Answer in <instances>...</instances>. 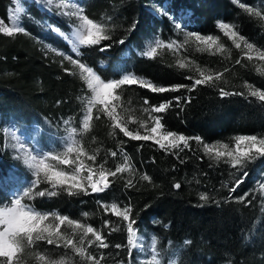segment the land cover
Wrapping results in <instances>:
<instances>
[{
	"label": "trees",
	"instance_id": "1",
	"mask_svg": "<svg viewBox=\"0 0 264 264\" xmlns=\"http://www.w3.org/2000/svg\"><path fill=\"white\" fill-rule=\"evenodd\" d=\"M79 1L85 14L107 25V34L112 40L125 39L124 45L114 44L105 52L99 51L100 46H80L82 62L93 67L101 79H119L123 73L132 72L157 85L169 86L190 85L191 81L185 77L199 78L197 68L206 74H223V81L217 82L215 87L197 86L190 94L184 90L157 94L139 85L124 86L117 93L120 96L118 103L122 105L117 111L125 119L131 120L127 116L129 112L143 114L145 98L152 105H158L175 95H190L191 101L182 105L183 111L173 106L162 114L167 130L188 137L198 135L203 141L229 140L239 133H264V102L252 97L250 90L244 87L247 82L253 86L252 90H264V61L258 60L257 55H252L251 61L243 58L241 49L231 45L216 24L217 19L231 23L249 42L264 51V0H240L249 8L257 6L253 9L259 11L260 16L245 12L234 0ZM163 1L173 13L178 9L189 10L192 27L202 34L219 35L227 44V52L197 47L190 41L180 42L182 38L170 16L150 7L151 2ZM15 4L16 0H0L2 20L9 21ZM20 4L22 26L29 35L8 37L0 34V112L8 111L25 120L57 113L77 116L80 111L78 95L85 92L86 86L73 65L46 53L41 44L47 42L76 57L69 43L47 28L52 24L69 29L75 20L46 9L35 0H20ZM135 21H139L137 29L128 32ZM153 37L172 40L179 47L177 51L159 48L155 58L138 55ZM237 59L241 64H236ZM178 61L188 63L190 67L180 69ZM64 68H73L72 74L66 73ZM219 87L244 95L221 97ZM131 121L129 127L139 129L136 121ZM111 132L110 122L102 116L99 120L93 119L91 128L80 134L84 149L90 155L97 154L96 163L106 160L111 164L113 158L107 155L108 150L118 151V141L127 140L119 132L115 136ZM141 144L144 145L142 148ZM190 149L180 153L185 160L181 164L175 155L166 153L152 141H128L124 151L134 166L133 176L118 177L104 193L75 197L61 193L56 197H37L33 203L40 208H55L70 218L88 220L102 230L110 245L108 249H100L106 258L102 264H117L118 260L128 258L126 249L113 247L126 244L125 225L114 215L104 212L97 203L103 200L130 204L136 226L152 230L160 243L191 241L184 243L174 264H264V195H259L256 188L258 179L264 184V158L249 162L245 169L248 177L236 192L231 193L233 198L229 200V188L239 173L223 160L217 161L206 155L202 144L191 141ZM15 162L0 142V178ZM144 174L151 177V183L139 179ZM129 178L133 179L135 187L125 190L124 183ZM175 183H180L181 188H174ZM225 184L228 187H224ZM0 189L3 190L1 186ZM201 193L207 194V202L200 200ZM245 193H249L250 204L238 202L237 198ZM8 200L9 197L0 196V202ZM84 212L89 213L88 217H83ZM105 219L121 230L108 235L109 230L103 228ZM35 248L49 257L63 258L66 264L69 260L72 264L80 260L70 250L44 242H39ZM27 264L37 263L29 259Z\"/></svg>",
	"mask_w": 264,
	"mask_h": 264
},
{
	"label": "snow or ice",
	"instance_id": "2",
	"mask_svg": "<svg viewBox=\"0 0 264 264\" xmlns=\"http://www.w3.org/2000/svg\"><path fill=\"white\" fill-rule=\"evenodd\" d=\"M35 2L50 6L54 3V0H35ZM61 7L66 8L67 5L61 2V4L57 5V8ZM240 7L250 15H261L259 11L249 8L245 4H240ZM163 14L166 15L167 13ZM60 15L69 18L75 17L79 21L75 30L71 33V37L65 35L59 26L53 27L52 24H48L47 28L54 33H59L64 40L68 41V43L72 45L73 53L76 55L74 59L72 55H65L63 52H56L54 48L52 49L53 52L62 57V60H66L69 64L80 70L81 79L86 85L85 92L87 95L82 98L85 104V110L82 113V131L86 132L91 128L93 119L99 120L102 116L105 117L110 122L112 129L111 134L113 136L119 132L124 138H127V140L121 139L118 141L116 146L118 151L109 149L107 153L108 156L116 158L119 152V155L123 157V163L117 165L114 170L106 168L104 163L97 164V154L93 153L89 155L84 151L83 147L78 146V142L71 137V142L67 144L66 151L62 155H53L52 152H47L40 154L39 158L36 155L31 156L30 160L26 161L29 167L34 169V179L29 182V187L25 188L22 192L17 191L14 193H6L0 189V196L13 197L9 200L11 206L0 207V264H23V257L26 252L37 246L39 242L70 250L74 256L80 258L77 264H102V261L106 259L103 252H101L99 258H97L88 251V249L93 246L101 250L110 247L107 236L102 230L94 228L91 224L83 223L80 220L71 219L67 215L38 211L31 205L22 203V201L24 198L56 197L61 193L69 197H75L106 192L113 186L116 179L121 177L124 173H128L129 176L134 175L130 157L124 151V145L128 141H152L166 153L175 155L181 164L185 163V160L180 157V153L183 152L184 149L191 150V141L202 144L206 155L217 161L223 160L239 173L234 179L233 186L229 188V200L233 198L231 193L236 192L248 177L249 173L245 169L249 162L255 161L258 158H264V136L237 135L234 137L235 147L230 148L227 143L209 144L205 143L201 136L188 137L167 130L163 122L162 114L166 113L173 106L183 111L182 105L190 103V95L186 97L175 95L172 99L164 100L158 105H152L150 101L145 98L143 101L145 107H143L142 111L148 115V121H137L140 129L144 130L145 134H141L140 130H132L129 127L132 121L125 119L124 116L117 111L118 108L122 107V105L118 103L120 101V96L117 93L122 90L124 86L139 85L157 94L179 93L181 90L190 94L197 86L207 85L215 87L217 82L223 81V74L219 72L214 75L206 74L204 70L197 68L196 72L199 74V78H194L193 76L185 77V79L191 81L190 85L174 84L169 86L157 85L151 81L139 78L132 73L124 74L119 79H101V76L94 71L93 67L87 66L85 62H82L79 46H100L99 51L105 52L111 49L114 44L124 45L125 39L112 40V37L107 34L109 31L107 25L90 18L89 15L85 14L83 7H77L72 11L62 12ZM9 19L12 21L11 26L0 19V34H4L8 37H14L17 34L29 35L26 28L22 26L23 13L19 6L13 10ZM108 19L110 20L111 17ZM138 24L139 21L133 22L128 32H134ZM174 27L176 29L182 28L181 24L178 23H174ZM217 27L223 30L224 35L232 40L237 49H241L243 58H246L248 61L253 60L251 53L256 51L258 54L257 59L264 61V51H260L255 44L250 43L245 36L239 33L234 25L217 22ZM186 37L185 43L194 39L197 43V47L204 45L207 46V49H211L213 45H217L219 39L212 35H201L196 31L187 32ZM104 41L112 42L103 43ZM241 42L243 43V48L241 47ZM162 47L171 49L173 47L178 48L179 46L174 43L165 45L162 41L157 40L155 46L149 47L146 51L137 54L142 57L155 58L157 50ZM223 49L224 46L222 44L217 45V51ZM236 64H241V60L237 59ZM177 66L180 69L190 67V65L184 61H178ZM64 71L72 74L69 68H64ZM225 71H228V69H225ZM244 87L250 90L249 94L252 97H257L259 101L264 102V90H252L253 86L247 82H245ZM218 92L221 97L244 95L243 92L227 91L224 87H219ZM57 103L60 102L57 101ZM63 123L67 125L69 121L65 120ZM71 132L75 133L76 129L72 128ZM143 146V144L140 145L141 148ZM73 153H75L74 159L71 158ZM81 156L86 157L91 163L86 164L85 160L81 159ZM49 158L57 163L55 165L46 163ZM106 162L105 160V163ZM59 165L66 166L68 170H64V168L59 167ZM139 179L151 183V177L147 174L141 175ZM42 181L47 183L49 187L37 191V186ZM223 186L228 187L227 184ZM134 187L135 185L131 178L127 179L124 183L125 190ZM173 187L180 189L181 184L175 183ZM260 187L264 189V184L260 185ZM248 195L249 193H245L243 196L238 197V202L244 203L247 201V203L250 204L251 201L247 200ZM200 200L207 202L209 197L207 194L201 193ZM97 203L103 208L106 214L117 217L126 228V244H115L113 247L118 250L126 249L128 259H120L117 261V264H134L133 252L134 250H140L143 244L141 237L138 235L136 227L137 220L133 214L132 206L130 204H125L123 207H120L115 202L108 204L97 201ZM216 203L219 204L220 202L217 201ZM147 207L148 205H145V208ZM82 215L86 218L89 213L84 212ZM63 225H67L70 228V233L62 230ZM103 228L109 230L108 235H111L112 232L121 230L118 226L113 227V222L109 219L103 221ZM190 243L191 241H185V244ZM33 255L35 259L42 262V264H66L63 258L60 260H51L44 254L33 253ZM117 255H119V253H117ZM150 255L151 260L146 261V264H161V261L157 258L159 253L157 252L155 237L151 239ZM67 264H72V261L69 260ZM135 264H140V262L136 261Z\"/></svg>",
	"mask_w": 264,
	"mask_h": 264
},
{
	"label": "rangeland",
	"instance_id": "3",
	"mask_svg": "<svg viewBox=\"0 0 264 264\" xmlns=\"http://www.w3.org/2000/svg\"><path fill=\"white\" fill-rule=\"evenodd\" d=\"M234 1L237 3H240V4H245V3H241L240 0H234ZM61 2L64 5H67V7L66 8H64V7L57 8V5L61 4ZM245 5H247V4H245ZM18 6L21 8L20 0H16V4L12 8V12ZM41 6L46 8V9H53L56 13H59V14L62 12H66V11H72L77 7H82L79 0H54V3L50 6L49 5H41ZM150 7H151V9H154L156 12L167 13L170 16L172 21L174 19V23L181 24L182 28L176 29L179 32V36L182 38V39H179L180 42L186 41V39H187L186 33L187 32H191V31L199 32L198 30H196L191 25L192 21H191L189 10L181 11L178 9L175 13H173L166 7V1H163L162 3L151 2ZM252 7L258 8L257 6H252ZM11 15H12V13H11ZM65 17H67V16H65ZM67 18H69V17H67ZM71 19H74L75 22L70 26L69 29L60 28L61 31H63L65 33V35H68L70 37H71V33L75 30L76 25L79 23V21L75 17H71ZM217 22L229 23V22L222 20V19H217L216 24H217ZM5 23H7L9 26H11L12 21L9 19V21H5ZM229 24H231V23H229ZM185 25H186V27H185ZM53 27H57V26H53ZM221 31L224 34L223 30H221ZM200 34L201 35H212V36L218 37L219 39L217 41V45L222 44L224 46V49L221 51H217V45H213L211 50L216 51V52H227V50H228L227 44L219 35L202 34V33H200ZM225 37L231 45H234L232 40L228 36L225 35ZM157 40L162 41L163 44H165V45L173 44V43L175 45H177V43L172 41V40H162V39H159L158 37H153L146 42L144 51H146L149 47L155 46V43ZM189 41L192 43H195L194 45L197 46V43L194 41V39L189 40ZM41 44H42V47L44 48L46 53H50L51 55H53L55 57H59L62 59L61 56L57 55L55 52L52 51L53 48L56 50V52H63L65 55H72L66 51H63V50H60V49H57V48L51 46L47 42H42ZM69 45L72 48V45L71 44H69ZM45 46H48V47H45ZM200 47L207 48V46H204V45H201ZM241 47L243 48L242 42H241ZM168 49L173 50V51H177L178 48L173 47L171 49L170 48H168ZM251 55H258V54L256 51H253L251 53ZM73 58L75 59L76 57L73 56ZM74 69L76 70V72L80 76V70L78 68H76L75 66H74ZM71 70H73V68H71ZM129 73H132V72H125L122 75L129 74ZM132 74H134V73H132ZM136 76L139 78H143V77L138 76V75H136ZM143 79H145V78H143ZM109 80H111V79H109ZM84 85H85V83H84ZM86 95H87L86 92H83V93H81V95H78V101L80 104V111H79V114L77 116H74V115L68 114V113H64V114L57 113V114H51V115L35 116L32 119L25 120L21 117L14 116L13 114H11V112H8V111L0 112V142H1L2 146L10 152V154L15 158V161H16L15 164L9 169L8 173L3 178H0V186L3 188L4 191H6L7 193H14L17 191L22 192L25 188L29 187V182L32 179H34V169L30 168L28 163H26V161H29L31 156L36 155L39 158L40 154L47 153V152H52L53 155H58V154L62 155L66 151L67 144L69 142H71L70 137L78 142V146L83 147L81 140H80V134L84 132V131H82V123L81 122L83 119L82 113L85 110V104H84L82 98H84ZM142 109H141V111H142ZM94 113H95V109H94ZM142 113L143 114H141V115L140 114L136 115L132 112H129L127 116L129 119L136 121V123H137V121H141V122L148 121V115L146 113H144L143 111H142ZM65 120L69 121V123L67 125H65L63 123V121H65ZM137 126L139 129H136V130H140L141 134H145L144 130L140 129L139 123H137ZM72 128L76 129L75 133L71 132ZM237 135L264 136V133H262V134L239 133V134L233 135L229 140H213V141H204V142L209 143V144L227 143V144H229L230 148H234L235 147L234 137ZM83 149H84V147H83ZM84 151L87 152L85 149H84ZM87 153L90 155L89 152H87ZM71 158H73V159L75 158V153L72 154ZM81 159L85 160L86 164L91 163V161H88L86 159V157H84V156H81ZM46 163L55 165L57 162L52 160L51 158H49L46 161ZM101 163H104L106 168L114 170V168L117 165L123 163V157H121L120 155H117L116 158H113V162L111 164L105 163L104 160H101V162H99L97 164H101ZM131 164H132V161H131ZM132 166H133V164H132ZM59 167L64 168V170H66V171L68 170L66 166L59 165ZM133 171H134V166H133ZM41 175H43V174H41ZM127 176H129V174L124 173L121 177H127ZM260 185H262V180L258 179L257 183H256V188H258V190H259L258 194L264 195V189H262L260 187ZM48 187H49V185L42 181L37 186L36 190L37 191L38 190H44L45 188H48ZM47 197L48 196L40 197V198H47ZM11 198H13V197L9 196V200ZM35 198H37V197H35ZM9 200L0 202V207L11 206L9 203ZM101 202L102 203H108V204L115 202L120 207H123L125 205V204H120L115 200H103ZM22 203L31 205L36 210L41 211V212H50V213H54V214L66 215L64 213L59 212L55 208H50V209L40 208L33 203V199L24 198ZM71 219H74V218H71ZM76 220H80V219H76ZM80 221L83 223H86V224H91L94 228L99 229L97 226H94L88 220H80ZM62 230L69 232V233L71 231L67 225H63ZM137 230H138V235L142 239L143 247L140 250H134V252H133L134 264L136 261H139L140 264H146V261L151 260L150 252H151V239H152V237L156 238V248H157V252L159 253L157 258L161 261V264H174V262L178 256L179 251L184 246L185 241L172 242L170 240H166L163 243H160L157 235L152 230L146 229V228H138V227H137ZM88 251L92 255L96 256L97 258H98V255L101 253L100 249L96 248L95 246L89 248ZM33 253H40V254L46 255L45 253H43L42 251H40L34 247L33 249L28 250L26 252V254L24 255L23 264H27L29 259L30 260L34 259V260H36L37 264H42V262L35 259ZM47 257L51 260H60L59 257L58 258H52L49 256H47Z\"/></svg>",
	"mask_w": 264,
	"mask_h": 264
}]
</instances>
